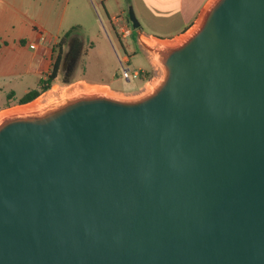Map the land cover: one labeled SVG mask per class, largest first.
Returning <instances> with one entry per match:
<instances>
[{
    "label": "water",
    "instance_id": "95a60500",
    "mask_svg": "<svg viewBox=\"0 0 264 264\" xmlns=\"http://www.w3.org/2000/svg\"><path fill=\"white\" fill-rule=\"evenodd\" d=\"M157 50L144 98L0 124V264H264V0Z\"/></svg>",
    "mask_w": 264,
    "mask_h": 264
},
{
    "label": "crops",
    "instance_id": "0c3cea01",
    "mask_svg": "<svg viewBox=\"0 0 264 264\" xmlns=\"http://www.w3.org/2000/svg\"><path fill=\"white\" fill-rule=\"evenodd\" d=\"M208 1L125 0L124 8L121 0H0V92H8L10 103L18 90L25 94L36 88L39 80L52 71L61 39L72 28L73 33L63 46L66 52L69 39L74 37L83 45L81 58L86 44L81 18L85 19V13L92 8L102 6L109 16L112 29L105 38L112 53H117V39L126 52L122 59L130 57L131 61L134 52L128 37L136 33L140 45L142 36L167 39L183 35L195 25ZM131 6L140 12V25L131 27V33L124 38L113 20L118 13L126 15ZM126 22L132 25L128 16ZM90 43L89 55L96 48L94 42ZM63 70L62 59L61 74ZM5 108L7 105L0 107V111Z\"/></svg>",
    "mask_w": 264,
    "mask_h": 264
},
{
    "label": "rangeland",
    "instance_id": "374dc122",
    "mask_svg": "<svg viewBox=\"0 0 264 264\" xmlns=\"http://www.w3.org/2000/svg\"><path fill=\"white\" fill-rule=\"evenodd\" d=\"M121 1H124L122 6L126 8L125 0ZM211 1L212 0L208 1L195 25L185 34L174 38L160 39L155 37V39L159 41H166L170 44H175V46L180 45V42L184 41L194 33V30H198L200 28L208 10L210 9H208V7ZM134 13L139 19L140 12L135 9ZM128 14L129 8L126 9V15H124V18H126ZM85 16V19L81 18L85 26V28L81 30V32H83L82 36L86 42L84 53L78 61L77 66L70 78L64 81L61 74V83L55 84L54 86H59L60 88L70 87L76 84L108 86L113 92L122 94L124 96L141 98L148 96L150 93H146L148 90L146 85L152 80H155L154 82L159 80L162 82L167 74V69L163 64L157 65L154 63V52H158L160 57H162L161 51L157 50L158 48L156 47H148L145 43H143V41L140 42V47L138 35L135 33L133 36L127 38V41L132 46V52H134L131 55V61L129 59L130 57H128L126 60H123L122 58L126 55V52L122 49L118 40L114 38L116 39V54L112 53L108 47V44L106 43L105 35L107 34V31L112 29V25L109 21V16L103 7L99 6L96 9L92 8L88 13H85ZM129 27L133 28L132 25H129ZM90 42H94L96 45L94 51L90 53L91 55H89V49L92 47V43ZM135 71L146 72L134 77L133 74ZM129 78H131V81H129ZM53 87L47 92L41 94L39 98L42 99V101H47V99H49L51 96ZM7 94L8 92L5 91L0 92V107L12 104L10 107L3 109L5 111L12 110L14 107L19 108L21 106L33 103L38 99L37 97L36 100L34 99L31 102L18 104L19 98L24 94V91L18 90L15 97L11 99L10 103H8ZM53 108L54 106H47L46 111Z\"/></svg>",
    "mask_w": 264,
    "mask_h": 264
},
{
    "label": "bare ground",
    "instance_id": "6f19581e",
    "mask_svg": "<svg viewBox=\"0 0 264 264\" xmlns=\"http://www.w3.org/2000/svg\"><path fill=\"white\" fill-rule=\"evenodd\" d=\"M216 1L217 0H212L208 9ZM196 30H194V32ZM141 41H143V43H145L148 47H156L158 49H165V48L167 49L175 46V44H170L169 42L166 41H159L155 38H149L146 36H142ZM153 57L155 64L162 65L161 57L158 52H154ZM154 81L155 80H152L146 85V88L148 89L146 93L148 94L152 93L161 84L160 80L157 82ZM81 96H86V97L103 96L125 102H132L141 99V97H131V96H124L122 94H117L113 92L108 86H97V85H88V84H76L65 88H60L59 86H55L53 87V90L51 91V96L49 99H47V101H42V99L38 97V99L37 100L35 99L36 101L33 103L21 106L19 108L14 107L12 110H8V111L3 110L2 112H0V124L11 118L42 115L45 113L47 106L51 105L56 107L69 100H73Z\"/></svg>",
    "mask_w": 264,
    "mask_h": 264
},
{
    "label": "trees",
    "instance_id": "16d2710c",
    "mask_svg": "<svg viewBox=\"0 0 264 264\" xmlns=\"http://www.w3.org/2000/svg\"><path fill=\"white\" fill-rule=\"evenodd\" d=\"M128 18H129V14H128ZM73 30L74 28L70 29L63 35L61 42H60V49L58 51L56 59L54 60L52 71L49 74H47L46 77L41 78L39 80L38 86L36 88L31 89L27 93H25L19 99L18 104H25V103L31 102L37 97H39L41 94L50 90L55 84L61 83L60 66H61L63 55L65 52V47L63 46V44L66 46V40L71 36V34L73 33ZM145 72L146 71H140L139 74H143ZM10 106H11L10 104L7 105V107H10Z\"/></svg>",
    "mask_w": 264,
    "mask_h": 264
},
{
    "label": "flooded vegetation",
    "instance_id": "af4514ba",
    "mask_svg": "<svg viewBox=\"0 0 264 264\" xmlns=\"http://www.w3.org/2000/svg\"><path fill=\"white\" fill-rule=\"evenodd\" d=\"M80 42L75 39L74 37H71V39H69V42H68V49L67 51L64 53L63 55V67H64V71L62 73V78L64 81L68 80L70 78V76L72 75L73 71L75 70L76 66H77V63L79 61V59L77 61H73L72 59H69L66 64L64 65V58H65V55L66 53L69 51L70 49V45H72V47H77L78 44ZM84 52V51H83Z\"/></svg>",
    "mask_w": 264,
    "mask_h": 264
},
{
    "label": "built area",
    "instance_id": "2783aa9c",
    "mask_svg": "<svg viewBox=\"0 0 264 264\" xmlns=\"http://www.w3.org/2000/svg\"><path fill=\"white\" fill-rule=\"evenodd\" d=\"M113 21L118 31L120 32V34H122L124 38L128 37L129 34L131 33V29L126 22V18H124V15L122 14L117 15L116 17H114ZM138 75H139L138 71H135L133 74L134 77H137ZM129 81H130V78H129Z\"/></svg>",
    "mask_w": 264,
    "mask_h": 264
}]
</instances>
